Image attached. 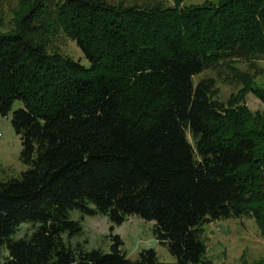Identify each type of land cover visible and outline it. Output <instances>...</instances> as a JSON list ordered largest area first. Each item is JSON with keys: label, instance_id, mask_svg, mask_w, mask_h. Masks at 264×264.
I'll list each match as a JSON object with an SVG mask.
<instances>
[{"label": "trees", "instance_id": "16d2710c", "mask_svg": "<svg viewBox=\"0 0 264 264\" xmlns=\"http://www.w3.org/2000/svg\"><path fill=\"white\" fill-rule=\"evenodd\" d=\"M171 1L18 0L0 31V113L23 100L11 122L28 167L0 179L5 264H215L205 223L250 215L264 235V112L246 101L264 86L239 63L264 56V0ZM221 65L241 84L227 99L215 76L194 79ZM74 208L154 220L176 260L130 258L119 234L109 251L73 244Z\"/></svg>", "mask_w": 264, "mask_h": 264}, {"label": "rangeland", "instance_id": "374dc122", "mask_svg": "<svg viewBox=\"0 0 264 264\" xmlns=\"http://www.w3.org/2000/svg\"><path fill=\"white\" fill-rule=\"evenodd\" d=\"M118 2L121 0H111ZM125 3L139 4H172L171 0H123ZM205 0H187L189 3H201ZM21 4L18 0H0V31L15 24L16 13ZM54 47L60 48L63 53L70 54L74 58L81 59L88 64L82 49L76 41L69 39L62 34L52 40ZM240 65L249 72H256V82L264 86V56L252 62L240 60ZM233 72L226 66L207 69L197 75L198 80L205 76H215L217 85L220 88V98L227 99L232 92L238 90L241 84L237 80H229L226 77ZM246 101L252 109H259L264 112V102L253 92H248ZM23 106L22 99H15L13 109L8 115L0 113V179H7L18 176L28 167V164L21 159L22 141L20 135L15 131L12 122V111ZM74 219L81 220L83 231L71 237L73 244L82 242L85 249L101 248L105 251L111 249L112 234H119L123 240L121 248L126 251L130 258H136L143 248L153 247L158 258L163 261L173 262L176 256L173 255L166 244L161 243L154 232V220H145L136 214H129L120 224L113 223L109 217L101 212L95 214L84 213L78 208L70 212ZM31 220L22 221L19 229L14 233L18 238L31 232L33 229ZM204 238L207 243V256L215 264H247L259 258L264 259V235L256 222L250 215L231 216L215 219L204 225ZM8 253L6 246L0 247V253ZM0 254L1 264H5L4 256ZM204 264V263H199Z\"/></svg>", "mask_w": 264, "mask_h": 264}]
</instances>
